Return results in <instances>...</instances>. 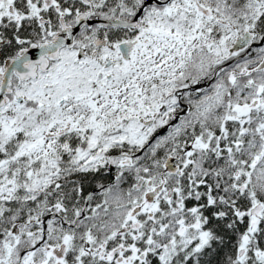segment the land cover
<instances>
[{"label": "snow or ice", "instance_id": "snow-or-ice-1", "mask_svg": "<svg viewBox=\"0 0 264 264\" xmlns=\"http://www.w3.org/2000/svg\"><path fill=\"white\" fill-rule=\"evenodd\" d=\"M0 264H264V0H0Z\"/></svg>", "mask_w": 264, "mask_h": 264}]
</instances>
